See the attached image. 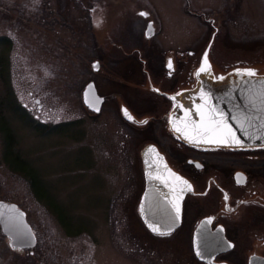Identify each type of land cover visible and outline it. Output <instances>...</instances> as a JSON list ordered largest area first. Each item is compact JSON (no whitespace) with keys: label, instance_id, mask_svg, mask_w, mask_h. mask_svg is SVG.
Instances as JSON below:
<instances>
[{"label":"rangeland","instance_id":"obj_1","mask_svg":"<svg viewBox=\"0 0 264 264\" xmlns=\"http://www.w3.org/2000/svg\"><path fill=\"white\" fill-rule=\"evenodd\" d=\"M138 21L161 26L154 50L164 67L184 50L203 58L212 41L205 23L217 21L227 33L213 39L224 65L208 54L213 72L247 64L264 74V0H0V201L26 213L51 264H93V248L97 264H117L100 248L134 242L116 230L129 182L138 177L137 138L106 106L90 117L82 91L93 81L106 93L105 74L116 61L125 66L122 56H100L107 34L112 40L131 22L140 30ZM153 88L176 93L152 84L142 92ZM3 254L2 264H10Z\"/></svg>","mask_w":264,"mask_h":264},{"label":"flooded vegetation","instance_id":"obj_2","mask_svg":"<svg viewBox=\"0 0 264 264\" xmlns=\"http://www.w3.org/2000/svg\"><path fill=\"white\" fill-rule=\"evenodd\" d=\"M132 22L126 24L124 30L121 28V34L118 31L113 34L112 40L107 34L108 49L100 56L104 59L122 56L125 66L115 60L117 65L111 66L105 74L108 80L106 93L97 91L104 98L101 109L97 114L90 112L89 116L97 118L106 106L118 116L120 125L137 138L138 177L129 182L122 201L123 225L116 230L122 238L130 236L134 242L110 243L108 250L103 252L100 248L101 255L112 256L111 260L115 256L117 264H126L124 260L130 257L137 264H264V149L202 151L179 142L169 131L168 116L173 108L169 96L160 95L154 88L145 95L142 89L152 84L176 92L174 95L190 89L196 81L194 65L198 63L197 70L200 60H193V53L184 50L180 54L177 52L176 64L169 59L171 67L168 64L164 67L163 57L154 50L158 41L155 38L162 30L159 23L138 21L140 30H136ZM150 22L154 36L147 40L144 32ZM216 22L205 24L209 29L208 36L219 39L227 32L223 33L224 23ZM142 36L150 45L141 40ZM220 49V45L214 44L208 53L218 58V68L224 66L218 54ZM124 108L138 124L123 116ZM149 146L154 147L169 169L180 176L179 183L170 189L154 188L150 183L160 181L146 177L142 152ZM192 156L201 161H193ZM200 172L203 175L198 176ZM238 174L243 177V183L237 182ZM177 189L183 192L179 213L171 209L172 201L164 194H175ZM150 190L158 191L159 195L148 204ZM156 217L165 218L159 221ZM175 220L177 223L172 225ZM25 221L35 242L11 247L0 228V242L6 245L0 249V264L3 251L10 254V264H51L48 245L33 229L26 213ZM153 228L165 234L161 235ZM96 250H92L93 264L98 261Z\"/></svg>","mask_w":264,"mask_h":264},{"label":"water","instance_id":"obj_3","mask_svg":"<svg viewBox=\"0 0 264 264\" xmlns=\"http://www.w3.org/2000/svg\"><path fill=\"white\" fill-rule=\"evenodd\" d=\"M140 13L146 14L140 15L143 19L149 17V14L144 11ZM153 36L154 28L150 22L145 29L144 37L148 40ZM213 39L214 37H212L210 46L206 51L207 56L213 47ZM203 59L204 57L200 59L199 68L195 72V85L190 89L182 90L173 95L175 99L169 97L173 105L168 116V126L171 134L186 146L202 151L246 152L264 149V74L258 73V71L247 66V64H241L235 65L230 70L221 71L222 73L217 75L210 66V70L201 72L197 76V72L203 64ZM99 68V62L95 61L92 64V70L96 72ZM248 71L254 72L255 75H247ZM103 101L104 98L98 95L94 83L89 82L86 84L82 92L84 107L90 112L97 114ZM36 103H38V100ZM200 112H204V120L201 119ZM122 114L129 122L137 123L136 119L126 108L122 110ZM209 116L214 121L223 120L226 122L235 133V137L240 139V143L237 144L233 141L232 136L227 134V129H224L222 133L217 134L215 137L205 136L203 138L226 139L229 141L227 143L193 142L185 138L183 132L190 131L192 128L191 121H196L197 124L201 125L217 126L211 123ZM185 125H187V128ZM219 126L223 127L222 124ZM176 127L181 128L182 131L177 132L175 130ZM149 149L154 151H149ZM142 157L146 177L150 180L156 178L160 181L158 184L150 183L151 186L170 189L173 185L179 183L180 176L169 169L164 158L157 153L154 147H146L142 152ZM164 194H168L169 199L172 201L171 209L176 210V205L180 209L183 195L180 189H177L175 194L172 193V195L171 193ZM158 195V191L150 190L148 192V204L152 200L154 201V198H157ZM153 209L154 207L151 208L152 212L154 211ZM176 223L177 220L172 225ZM0 228L2 233L10 240L11 247L26 246L28 241L31 243L35 242L31 229L25 221V213L19 210L15 204L0 201Z\"/></svg>","mask_w":264,"mask_h":264},{"label":"snow or ice","instance_id":"obj_4","mask_svg":"<svg viewBox=\"0 0 264 264\" xmlns=\"http://www.w3.org/2000/svg\"><path fill=\"white\" fill-rule=\"evenodd\" d=\"M140 15H146L145 13H140ZM169 67H171V61H169ZM206 70H210V65H208V61H207V54H205L204 59H203V64L201 66V68L199 69V71L197 72V76H199V74L201 72H205ZM247 75H255L254 72L248 71L246 73ZM221 79H223V77H221ZM172 99H175V97H172ZM190 115V114H189ZM200 116L201 119L204 120L205 119V114L204 112H200ZM131 118V117H129ZM209 120H211V123L217 126H210L208 124H197L196 121H191L192 124V128L190 129V131H184L183 135L185 136L186 139L193 141V142H205V143H211V142H216V143H227L229 142L226 139H203L205 136H209V137H215L217 134L222 133L224 131V129H227V134L231 135L233 138V141L237 144L240 143V139L235 137V133L232 131L231 127L229 125H227L226 122H224L223 120L221 121H214L211 119V116H209ZM223 125V127H220L219 125ZM185 127L187 128V125H185ZM175 130L177 132H181L182 129L179 127H176ZM149 151H154L153 149H149ZM197 167H199V165H197ZM174 175V174H172ZM177 179H179L177 177ZM237 182L238 183H243V177L242 176H237ZM183 183H187L186 181H183ZM189 188L191 187L190 185L188 186ZM227 198V197H226ZM176 210L177 213H179V207L178 205H176ZM151 227V225H150ZM153 231L158 232L161 235H164L165 233L159 232V229L157 228H153Z\"/></svg>","mask_w":264,"mask_h":264},{"label":"bare ground","instance_id":"obj_5","mask_svg":"<svg viewBox=\"0 0 264 264\" xmlns=\"http://www.w3.org/2000/svg\"><path fill=\"white\" fill-rule=\"evenodd\" d=\"M87 84H88V83H87ZM85 86H86V85H85ZM85 86H84V87H85ZM83 89H84V88H83ZM156 219L159 220V221L163 220L162 217H158V218L156 217Z\"/></svg>","mask_w":264,"mask_h":264},{"label":"trees","instance_id":"obj_6","mask_svg":"<svg viewBox=\"0 0 264 264\" xmlns=\"http://www.w3.org/2000/svg\"><path fill=\"white\" fill-rule=\"evenodd\" d=\"M4 39H0V41H3ZM9 147H7V149H8ZM243 152V151H242ZM246 152H249V151H246Z\"/></svg>","mask_w":264,"mask_h":264}]
</instances>
